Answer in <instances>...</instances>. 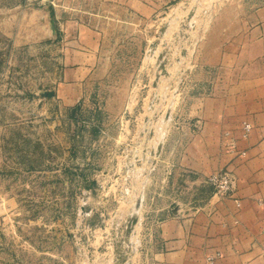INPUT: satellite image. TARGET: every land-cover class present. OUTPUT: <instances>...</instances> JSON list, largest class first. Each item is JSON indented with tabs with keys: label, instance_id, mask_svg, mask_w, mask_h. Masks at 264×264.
<instances>
[{
	"label": "rangeland",
	"instance_id": "374dc122",
	"mask_svg": "<svg viewBox=\"0 0 264 264\" xmlns=\"http://www.w3.org/2000/svg\"><path fill=\"white\" fill-rule=\"evenodd\" d=\"M259 20L264 0H0V264H147Z\"/></svg>",
	"mask_w": 264,
	"mask_h": 264
},
{
	"label": "crops",
	"instance_id": "0c3cea01",
	"mask_svg": "<svg viewBox=\"0 0 264 264\" xmlns=\"http://www.w3.org/2000/svg\"><path fill=\"white\" fill-rule=\"evenodd\" d=\"M251 34L236 65L218 67L227 76L214 78L203 98L204 146L190 148L188 170L195 188L177 214L158 223L147 264H206L216 252L217 264H264V23L256 22ZM243 122L252 125L246 138ZM226 132L236 141L235 152L223 140ZM221 169L236 177L232 198L211 190L201 195V178Z\"/></svg>",
	"mask_w": 264,
	"mask_h": 264
},
{
	"label": "built area",
	"instance_id": "2783aa9c",
	"mask_svg": "<svg viewBox=\"0 0 264 264\" xmlns=\"http://www.w3.org/2000/svg\"><path fill=\"white\" fill-rule=\"evenodd\" d=\"M252 129V125L248 122L242 123L241 137L246 138ZM228 146L232 152L236 151V141H229ZM243 155V153H241ZM206 183H208L214 190V194L219 198H232L235 186L236 177L233 172L227 169H221L215 171L206 176ZM236 206L239 207V201L235 200ZM220 253L216 252L213 255H209L205 258L206 264H217Z\"/></svg>",
	"mask_w": 264,
	"mask_h": 264
},
{
	"label": "water",
	"instance_id": "95a60500",
	"mask_svg": "<svg viewBox=\"0 0 264 264\" xmlns=\"http://www.w3.org/2000/svg\"><path fill=\"white\" fill-rule=\"evenodd\" d=\"M141 204V200L139 199L136 202V205L134 207V210L132 211L131 215L129 216V219L127 221V226H126V232H125V242L127 244H131L128 239L130 240L131 237H133V233H134V227L136 226L137 223V214H138V209L140 207ZM175 214H177L179 212L178 208L175 209ZM127 260V256L123 255V258L121 259L122 262H126Z\"/></svg>",
	"mask_w": 264,
	"mask_h": 264
}]
</instances>
